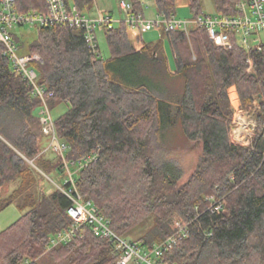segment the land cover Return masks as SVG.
<instances>
[{
	"label": "trees",
	"instance_id": "trees-1",
	"mask_svg": "<svg viewBox=\"0 0 264 264\" xmlns=\"http://www.w3.org/2000/svg\"><path fill=\"white\" fill-rule=\"evenodd\" d=\"M67 1L88 13L95 3ZM129 1L134 11L145 12L142 0ZM212 1L215 14H239V0ZM16 3L20 12L47 9V0ZM154 4L159 15H176V0ZM189 7L194 17L206 13L203 0H190ZM37 28L28 53L43 58L34 67L39 84L54 92L47 97L50 108L68 104L55 119L57 135L68 146L66 159L98 152L78 171L76 183L117 234L126 235L153 214V225L136 241L141 246L170 236L174 219L189 226L187 236L164 254L165 264H264V45L247 51L233 35L234 47L227 50L214 44L204 26L188 32L163 27L175 58L172 70L162 41L136 49L124 22L105 32L107 58L101 50L91 52L83 29ZM14 38L22 49L18 32ZM4 51L0 42V189L17 178L19 184L7 196L0 192V212L14 203L25 212L0 231V264H118L122 249L96 235L89 223L69 242L49 248L53 236L73 224L71 199L43 174L63 179V159L48 148L42 100ZM179 76L185 79L182 94L170 83ZM232 85L243 108L255 115L248 145L231 139ZM178 123L189 139L203 144L184 182L182 169L165 156L167 131ZM211 195L225 197V211H211Z\"/></svg>",
	"mask_w": 264,
	"mask_h": 264
},
{
	"label": "built area",
	"instance_id": "built-area-1",
	"mask_svg": "<svg viewBox=\"0 0 264 264\" xmlns=\"http://www.w3.org/2000/svg\"><path fill=\"white\" fill-rule=\"evenodd\" d=\"M119 6L122 17H117L111 12L90 15L67 0H47L46 11L31 12H20L16 0H0V42L4 45V53L12 61L16 73L30 82L34 88V94L42 100L39 113L43 131L49 138L48 148L56 151L63 159L64 183L55 182V184L72 201L68 212L73 218V224L69 228L59 230L51 239L49 248L69 242L83 224L89 223L96 235L114 239L118 248L122 249L118 264H165L164 254L172 249L179 239L187 236L188 224L176 220L173 224L174 232L165 240L155 242L149 247L141 246L136 241L127 240L117 234L109 221L98 213L91 201L84 199L76 183V174L83 166L96 159L98 152H91L77 161L66 159L65 150L68 146L57 135L55 120L47 100V97L52 96L54 92L48 91L44 85L39 84L38 73L34 67V63L43 62V58L39 53H21L19 44L14 38V34L17 33L15 28L25 25L36 27L63 25L80 28L84 30L91 52L99 54L98 33L106 32L121 22L140 33L154 28L162 31L163 27L166 30L180 29L188 32L193 26L200 25L206 27L211 40L218 47L232 49L234 47L233 35H236L247 51L251 49L260 51L264 45L260 37V31H264V0H239L238 15L203 13L192 18H178L176 15L164 17L159 14L156 18H148L144 13L134 11L133 4L129 0H119ZM248 63V70L252 71L254 60L251 56L248 58ZM235 124L234 116L231 139L237 144H243L244 141L233 139ZM246 143L250 144V142ZM209 200L212 201L210 206L212 212L225 211L227 203L225 197L216 199L215 195H211Z\"/></svg>",
	"mask_w": 264,
	"mask_h": 264
},
{
	"label": "rangeland",
	"instance_id": "rangeland-1",
	"mask_svg": "<svg viewBox=\"0 0 264 264\" xmlns=\"http://www.w3.org/2000/svg\"><path fill=\"white\" fill-rule=\"evenodd\" d=\"M142 1L144 4L145 15L148 18H156L158 14L156 15L154 14L155 13L154 11H156L154 0H142ZM203 7H204V11L207 14L213 15L216 13V9L212 0H203ZM99 12L102 13L111 12L117 17L123 16V14H121L119 0H95L94 6L89 14L96 15ZM176 17L192 18L194 17V14L193 11H191L190 7H185V8L181 7V8H177ZM15 30L19 33V35L21 36V40L24 43V46L21 49V53H28L29 44L38 37V28L36 26L25 25V26L17 27L15 28ZM260 37L263 39L264 42V31H260ZM144 40L145 42H155L161 40L163 45L165 47L167 46L168 64L170 68L175 67V58L170 49L169 42L167 41L166 38H164L161 35V31L158 28H154L148 33H146L144 35ZM98 43L103 56L106 58L109 57L111 52L105 37V32L98 33ZM170 83L172 87H174V89L177 91V93L179 94L183 93L185 89V79L183 77L179 76L176 78H172ZM233 91L236 93V99L233 98L232 96ZM228 92L233 109V115L235 116V122H236L233 128V132H234L232 134L233 139L236 141L238 140L244 141L243 144L247 145L248 143L246 142H251L253 134L255 133L254 126H256L255 125L256 119L254 112L252 110L243 108L244 105L242 103L241 96L236 85L230 86ZM259 99H260L259 96L255 98L256 106H258L257 102ZM242 108L244 110H242ZM67 109H68L67 103H62L56 108L51 109V114L53 119L55 120ZM247 111H249L250 113H248ZM167 134L168 135L166 138H167V143L169 145L167 151L165 152V156L168 159H172L173 161H175L178 164V166L182 169L183 177L181 179V182H184L195 170L199 158L202 154L203 144L199 140L193 141L189 139L186 136L183 127L180 123L170 127V129L167 131ZM43 174L47 179L50 180V182L55 181L58 184L64 182V178L60 179L59 177L54 176L56 180H53V178H51L48 174L44 172ZM18 184H19V178L7 182L0 189L1 195L2 196L9 195L18 186ZM42 184H45V186H49L48 181L45 182L42 181ZM24 212L25 211L20 210V208L17 206L16 203L11 204L3 211H1L0 231L6 228L11 223H13L15 220H17ZM154 221H155V215L152 214L146 219L145 222L133 228L123 237L130 241H138L139 237L143 236L146 233L147 229L153 225Z\"/></svg>",
	"mask_w": 264,
	"mask_h": 264
},
{
	"label": "crops",
	"instance_id": "crops-1",
	"mask_svg": "<svg viewBox=\"0 0 264 264\" xmlns=\"http://www.w3.org/2000/svg\"><path fill=\"white\" fill-rule=\"evenodd\" d=\"M176 6L177 8H185V7H189L190 6V0H176ZM155 15L158 14L157 11H154ZM153 14V15H154ZM151 31V30H150ZM149 31L145 32V33H140L135 29L132 28H128V33L131 39V42L133 43L134 47L136 49H141L144 44L146 43L144 40V35L146 33H148ZM162 35V34H161ZM165 47V46H164ZM166 52H168L167 50V46L165 47ZM172 70H174V68H171Z\"/></svg>",
	"mask_w": 264,
	"mask_h": 264
},
{
	"label": "water",
	"instance_id": "water-1",
	"mask_svg": "<svg viewBox=\"0 0 264 264\" xmlns=\"http://www.w3.org/2000/svg\"><path fill=\"white\" fill-rule=\"evenodd\" d=\"M254 74H256V73H254ZM259 96V100H258V102H257V104H258V106L261 104V101H262V96H261V94H259L258 95ZM32 163H33V160H30Z\"/></svg>",
	"mask_w": 264,
	"mask_h": 264
}]
</instances>
